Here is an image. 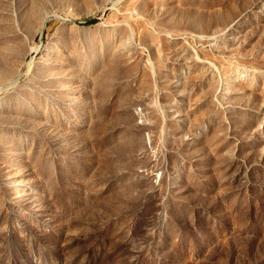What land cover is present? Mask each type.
Returning a JSON list of instances; mask_svg holds the SVG:
<instances>
[{
	"label": "rangeland",
	"instance_id": "1",
	"mask_svg": "<svg viewBox=\"0 0 264 264\" xmlns=\"http://www.w3.org/2000/svg\"><path fill=\"white\" fill-rule=\"evenodd\" d=\"M0 264H264V0H0Z\"/></svg>",
	"mask_w": 264,
	"mask_h": 264
}]
</instances>
